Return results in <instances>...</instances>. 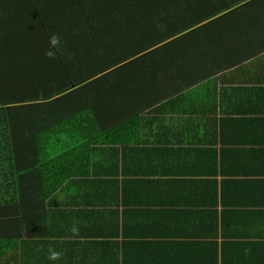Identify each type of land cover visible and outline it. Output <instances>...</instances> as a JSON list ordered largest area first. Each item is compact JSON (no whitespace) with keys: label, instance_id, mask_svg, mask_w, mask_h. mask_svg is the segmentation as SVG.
I'll use <instances>...</instances> for the list:
<instances>
[{"label":"crops","instance_id":"crops-1","mask_svg":"<svg viewBox=\"0 0 264 264\" xmlns=\"http://www.w3.org/2000/svg\"><path fill=\"white\" fill-rule=\"evenodd\" d=\"M141 1L0 0V68L53 33L61 44L71 37L81 58L73 73L118 60L114 76L78 83L76 99L94 100L92 116L104 125L93 130L103 140L98 157L118 161L120 172L105 173L109 185L96 189L72 182L56 190L46 216L27 211L40 220L19 248L0 241V264H208L200 242L213 239V222L192 215L213 209L198 176L214 153L221 170H235L225 173L223 195L237 206H218L225 264H264V205L255 204L264 201V0H157L150 11ZM111 84L129 92H110ZM189 149L203 150L195 159ZM0 226L10 228L3 218ZM187 232L192 244L180 241ZM50 247L60 259H48Z\"/></svg>","mask_w":264,"mask_h":264},{"label":"trees","instance_id":"trees-1","mask_svg":"<svg viewBox=\"0 0 264 264\" xmlns=\"http://www.w3.org/2000/svg\"><path fill=\"white\" fill-rule=\"evenodd\" d=\"M151 2L154 4L151 5L150 0H142L137 7L146 11L153 8L158 10L157 0ZM64 39L66 41L56 51L55 59L45 56L48 50L47 42L44 47L12 57L0 68V218L7 220L10 226H0V241L3 242V247L10 242L19 248L20 243L16 241L28 237L31 234V224L40 220L39 216L29 217L27 211L36 215L35 212L39 213L41 210L46 216L45 201L56 190L72 182H82L84 189H96L98 185H109V181L102 180L105 173L116 171V174L120 175L118 161L105 163L103 158L98 157L102 150L96 146L101 145L103 140L99 139V134L93 130L104 125L100 122V115L92 116L95 113V106H92L94 100L76 99L80 90L78 83L88 81L97 73L106 70L109 75L104 76H114L119 70H109V67L118 63V60L87 74L81 73V70L73 73V65L77 60L81 61V58L75 56V52L70 49L71 37L66 36ZM95 58L101 59L102 63L108 62L99 53H96ZM55 62L59 63L58 68L54 69V73L46 74L42 69L43 64L48 63V66L52 67ZM100 77H97L93 84H96ZM139 79H142V82L146 76H140ZM151 80L150 78L149 82ZM127 87L126 84H111L110 92H118L120 89L128 93ZM107 88L108 86H104L103 89ZM200 150L203 149H189L193 154L192 158L197 159ZM203 158L209 159L205 160L203 166L205 172L195 171V175L198 172L206 175L198 176L205 177L198 182L206 184L208 195L214 196L210 203L213 209H198L193 212L192 217L195 220H212L213 239L200 242L201 245L207 244L205 261L212 264L209 259L214 256L213 264H225L224 251L228 243L226 244L224 239L219 243L216 237L219 235L221 214L225 209L237 206L227 201L223 195L225 183L230 180L225 179V173H235V170L226 171L223 166L221 170L216 153L206 154ZM194 165L198 168L197 164ZM218 175L222 177V196L218 195ZM126 177L123 175V179ZM259 188H262V185ZM218 199H221V202ZM246 204L252 205L249 201ZM255 204L264 205L262 197L255 201ZM219 205L222 206V213L218 211ZM185 235L186 238H181L180 241L192 244L189 240V237H193L192 233L187 232ZM200 244H197V247Z\"/></svg>","mask_w":264,"mask_h":264},{"label":"clouds","instance_id":"clouds-1","mask_svg":"<svg viewBox=\"0 0 264 264\" xmlns=\"http://www.w3.org/2000/svg\"><path fill=\"white\" fill-rule=\"evenodd\" d=\"M61 45V38L59 35L53 33L48 40V50L45 52V56L49 59H55L56 51L59 50ZM72 231L75 233L78 231V227L73 225ZM62 256V252L56 251L54 248H49V260H58Z\"/></svg>","mask_w":264,"mask_h":264}]
</instances>
